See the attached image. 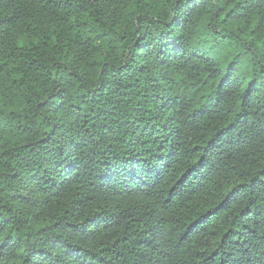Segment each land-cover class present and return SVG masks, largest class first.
I'll return each instance as SVG.
<instances>
[{
	"label": "trees",
	"instance_id": "trees-1",
	"mask_svg": "<svg viewBox=\"0 0 264 264\" xmlns=\"http://www.w3.org/2000/svg\"><path fill=\"white\" fill-rule=\"evenodd\" d=\"M0 264H264V0H0Z\"/></svg>",
	"mask_w": 264,
	"mask_h": 264
}]
</instances>
